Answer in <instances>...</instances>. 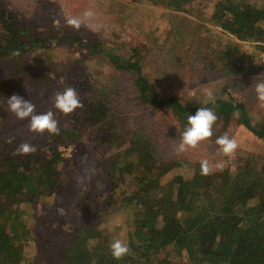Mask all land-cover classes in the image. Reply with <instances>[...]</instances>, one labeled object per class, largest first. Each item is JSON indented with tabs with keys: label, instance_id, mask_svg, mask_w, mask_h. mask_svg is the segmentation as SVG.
Segmentation results:
<instances>
[{
	"label": "trees",
	"instance_id": "1",
	"mask_svg": "<svg viewBox=\"0 0 264 264\" xmlns=\"http://www.w3.org/2000/svg\"><path fill=\"white\" fill-rule=\"evenodd\" d=\"M133 1L161 5L167 10L166 17L174 28L172 35L178 36L171 46L174 57L182 52L187 58L196 52L210 63L214 56L212 60L217 59L216 66L224 71L238 63H233L238 52L232 39L235 37L257 49L249 59V70L264 72L260 56L264 53V0L263 4L258 0ZM207 9L211 10L212 24L226 38H217L202 23ZM176 11L188 12L201 20ZM18 18L16 12L0 8V62L9 65L0 78L1 101L7 102L8 97L19 94L30 100L38 113L56 109L54 97L65 82L58 74L57 49L66 42L76 47L84 45L87 56L100 68L110 63L117 73H128L140 99L156 110L173 113L180 119L182 131L188 115L208 107L217 116L214 129L222 123L219 135L234 123L254 142H264V120H255L248 104L221 97L215 103L187 106L169 89L162 91L143 58L142 50L149 51L145 44L132 47L126 57L108 51L102 39L64 33L66 29L40 21L51 27L46 30ZM197 32L201 36L200 47L193 45ZM187 35L190 43L182 48L181 40ZM93 86L80 85L74 78L68 87L77 90L81 106L67 115L57 110L59 132L38 133L36 142H29L36 148L34 152L18 153L16 149L22 143L0 147V264L26 263L28 239L36 242L32 245L36 254L31 264H264L261 160L249 153L234 168L202 175L199 161L183 156L163 157L151 143L139 137L129 138L128 131L118 130L122 121L116 108L107 93ZM21 121L17 118V126ZM91 127L99 131L81 168H100L107 176L103 190L86 185V179L60 176V164L66 160L65 148L78 143L88 147L83 136ZM94 148L100 156L97 162L92 156ZM176 170L179 174H173ZM60 185H67L75 193L73 212L64 208V203L48 207V212L38 215L37 225L46 229L38 236L29 227L22 207L43 203ZM108 213L123 220L110 238L102 236L100 230ZM114 239L124 241L129 248L120 259L111 254L109 244Z\"/></svg>",
	"mask_w": 264,
	"mask_h": 264
},
{
	"label": "rangeland",
	"instance_id": "2",
	"mask_svg": "<svg viewBox=\"0 0 264 264\" xmlns=\"http://www.w3.org/2000/svg\"><path fill=\"white\" fill-rule=\"evenodd\" d=\"M258 3H262V0H258ZM0 8L7 12L14 11L19 15L20 21L36 23L46 30L51 27L42 25L40 21L62 27L66 29L64 33L74 32L77 36H93L99 40L102 39L103 41H101L108 51L126 57L131 54L132 47L145 44L149 51L142 50L143 58L147 61L148 71L152 77L157 79L162 91L169 89L182 98L181 101L187 106L211 103L212 99L217 100L221 97L232 99L235 102L242 101L248 104V109L255 120H264V101L258 99L255 91V83L264 80V72L252 68L249 70V59L255 56L257 51L252 43L233 37L238 50L237 58L233 63L237 60V66L221 71L215 64L217 59L212 60L214 56L208 63V59L203 60L193 49L191 51L195 53L190 57L185 58L182 52L178 53L176 57L173 56L171 46L177 42L178 36L172 35L174 31L172 22L166 17L167 10L161 5L155 7L141 5L133 0H0ZM88 9H91L94 15L86 18L83 14ZM176 12L196 21L201 20L188 12ZM204 13L205 19L201 20L202 23L217 38H226L219 28L212 24L211 10L207 9ZM72 18L82 21L79 28L66 23L68 19ZM188 33L186 30L185 34ZM196 34L198 37L193 38V45L200 47L201 36L198 32ZM189 43L187 35L180 44L182 48H186ZM57 50L58 74L60 80L65 81V85H59L58 91H63L66 86L68 87L75 77L80 85H95L94 88L98 87L97 89L107 93L116 108L122 121L121 126L117 129L122 132L128 131L129 138L131 136L139 137L151 143L157 154L168 158L183 156L194 162L207 159L214 171L224 170L228 167L234 168L235 163L239 161L240 164L249 153H252L257 161L261 160L264 164V142H254L250 134L239 130L238 125L234 123L228 124L222 134L236 139L238 147L230 156L220 151V146L215 142L218 136H222L219 135L221 122L216 124L217 129H214L213 125L211 137L199 142L196 147H188L183 152H177L176 148L180 143V132H182L180 119L171 112L156 110L152 105L144 103L128 73H117L110 63L103 64L100 68L92 58L87 56L88 51L84 45L76 47L64 42ZM7 67H9L8 63L0 62V78L4 75ZM65 71L66 75H64ZM197 73L200 76L196 75ZM65 77L68 78L65 79ZM208 93L212 94L211 99ZM52 111L56 118L57 109ZM14 122H16V126ZM18 124L20 126H17L15 114L8 110L7 102L0 100V147L10 146L12 142L15 144L36 142L35 137L38 133L29 129L28 120L25 119ZM98 131V128L91 127L85 132L83 143L88 147H83L78 143L65 148L66 160L59 167L63 169L60 175L61 179H86V185H93L97 190L104 189L107 184V176L100 168L89 167L88 170L81 168L86 155L91 154L90 149L95 143L94 137ZM93 151L95 152H92V156L97 162V158L100 157L97 156L98 150L94 148ZM107 159H110V156H107ZM217 162H223L224 167L216 168ZM191 171V169H187L189 174H192ZM174 173L179 174V171L176 170ZM70 191L72 190L67 185H60L53 196L46 197L43 203L34 202L28 208L22 207L24 217L36 235L41 236L44 234L43 232H46L44 227L39 228L37 222L38 215L48 212V207L53 204V207H59L64 203V208L73 212L75 193L72 194ZM110 213L100 225L102 236L107 238L112 237L113 233L120 228L118 225L123 222L121 216L110 215ZM27 241L29 243L24 264H31L30 261L36 254L32 245H35L36 242H32V239Z\"/></svg>",
	"mask_w": 264,
	"mask_h": 264
},
{
	"label": "clouds",
	"instance_id": "3",
	"mask_svg": "<svg viewBox=\"0 0 264 264\" xmlns=\"http://www.w3.org/2000/svg\"><path fill=\"white\" fill-rule=\"evenodd\" d=\"M84 17H91L94 12L88 9L84 12ZM67 24L79 28L82 21L80 19L72 18L66 21ZM255 91L260 101H264V80L255 83ZM209 98L212 94L208 93ZM215 103V100L212 99ZM8 110L15 114L20 120H28L29 129L39 134H55L59 132L58 121L55 118L53 111L38 113L36 106L28 99L19 94H13L7 98ZM81 106L78 92L73 87H65L63 91H58L54 97V107L65 115L72 113ZM217 120L216 114L208 107H200L195 114L187 116V123L184 125V130L180 132V143L176 150L183 152L188 147H196L199 142L209 138L213 135L212 127ZM216 144L220 146L219 150L225 155H231L235 152L238 145L234 137L225 134L216 138ZM36 150L34 145L29 143H22L18 146L16 151L21 154H27ZM216 168L222 169L223 162H217ZM200 169L202 175L209 174L213 169L207 159L200 162ZM111 254L114 258L120 259L129 251L128 245L120 240L114 239L109 244Z\"/></svg>",
	"mask_w": 264,
	"mask_h": 264
},
{
	"label": "built area",
	"instance_id": "4",
	"mask_svg": "<svg viewBox=\"0 0 264 264\" xmlns=\"http://www.w3.org/2000/svg\"><path fill=\"white\" fill-rule=\"evenodd\" d=\"M260 56H261V58H263V60H264V53H261Z\"/></svg>",
	"mask_w": 264,
	"mask_h": 264
}]
</instances>
